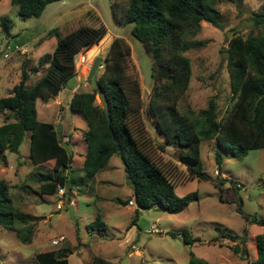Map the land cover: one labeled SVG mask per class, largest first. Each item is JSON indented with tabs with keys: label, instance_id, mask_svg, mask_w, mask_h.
<instances>
[{
	"label": "rangeland",
	"instance_id": "1",
	"mask_svg": "<svg viewBox=\"0 0 264 264\" xmlns=\"http://www.w3.org/2000/svg\"><path fill=\"white\" fill-rule=\"evenodd\" d=\"M113 2L118 6L115 16L111 10ZM126 6L127 0H61L48 4L39 17L21 19L10 0H0V19L7 18L11 24L10 37L0 31V97L7 96L19 81L22 68L28 72V86L40 76L43 69L38 72L32 69L55 47L56 39L46 36L50 28H64L68 21L73 20L75 24L82 14L94 12L104 24L106 33L97 44L81 52L75 63L76 75L57 95L48 100H36L37 119L53 123L62 142L69 141L72 161L68 179L79 180L85 176L81 169L85 154L82 132L87 127L85 118L69 107V101L75 92L90 89L86 77L93 60L101 57L100 64L103 63L112 39L122 37L131 48L127 73L136 77L141 86V116L146 136L153 140L152 157L175 185L178 196L197 191L198 199L179 213H168L158 205L135 212V202V208L125 207L122 201L132 195V189L118 155H113L93 177L85 178L82 185L69 183L71 187H64L61 196L58 192L41 193L36 171L45 174L51 169L46 164L39 169L33 167L28 158L26 134L19 153H7V165L0 163V179L11 186L15 208L33 217L32 240L23 244L15 232L0 226V264H38L36 253L50 249H66L69 264H90L94 256L117 264H187L190 252L207 264H248L257 257L256 235L263 234L264 227L247 223L237 208L246 215L264 218V148L250 150L241 159L221 150L222 163L218 171L216 142L213 139L202 141L200 161L209 179L200 180L189 175L171 147L163 151L157 147L163 138L146 112L153 85L152 59L143 43L130 34L131 25L122 24ZM261 6L262 0L218 2L216 8L221 13L222 26L218 28L202 21L196 34L188 37L197 45L185 52L191 62L192 76L188 89L179 99L181 111L190 108L197 113L214 98L217 117L225 115L231 104L227 44L233 36L246 37L251 32L263 30L254 27L251 20ZM15 46L27 51H16ZM5 52L8 57L3 56ZM222 52H225L223 57ZM101 70L102 65L97 68V75ZM96 99L100 103L97 95ZM69 206L73 208V217L68 212ZM98 213L103 230L100 222L93 225ZM130 224L132 229L126 234ZM153 225L157 233L151 230ZM217 228L244 235V243L221 237ZM244 228H247L246 234L242 232ZM61 236L64 239L53 245L52 241ZM237 243L246 248L248 259L234 252Z\"/></svg>",
	"mask_w": 264,
	"mask_h": 264
},
{
	"label": "trees",
	"instance_id": "2",
	"mask_svg": "<svg viewBox=\"0 0 264 264\" xmlns=\"http://www.w3.org/2000/svg\"><path fill=\"white\" fill-rule=\"evenodd\" d=\"M57 1L61 0H10V3L16 6L19 18L27 19L39 17L48 4ZM221 1L224 0H127L122 18V24L131 25L130 34L143 43L152 59L153 85L146 112L163 138L156 145L162 151L171 147L189 175L200 180L209 179L200 161L202 141L213 139L216 142L218 171L222 163L221 150L241 159L250 150L264 148V0L251 17L253 26L263 30L251 32L246 37L236 35L228 41L226 67L231 104L225 115L217 117L214 98H210L206 108L197 113L190 108L186 111L179 108V99L188 89L192 76L191 62L185 52L197 45L188 37L196 34L202 21L218 28L222 26L221 13L216 8ZM225 1L239 3L242 0ZM117 8L113 2V16ZM82 16L76 21L77 25L70 20L69 25L63 24L64 28L53 27L46 32L47 37L56 39V44L53 51L43 55L37 67L32 69L43 71L31 86L27 84L28 72L22 68L19 81L7 96L0 97V163L7 165V153H19L27 134L28 158L33 167L39 169L46 164L51 169L45 174L36 171L39 191L55 194L58 187L82 185L85 178L93 177L113 155H118L131 185L137 206L135 212L158 205L168 213H179L198 199V193L191 191L178 196L175 185L152 157L153 140L146 136L141 116V86L136 77L127 73L131 48L122 37L112 39L103 63L99 64L102 65L101 73L97 75L96 72L93 77L105 93L109 115L97 102V89L75 92L69 101V107L80 112L87 123L82 132L85 141L81 168L85 176L82 179H68L72 153L62 146L61 136L53 123L37 119L36 100H48L57 95L76 75L75 63L81 52L97 44L106 33L104 24L94 12L88 11ZM10 29L9 19H0V31L4 36L10 37ZM5 54L7 52L3 56ZM229 181L233 182L232 179ZM10 189L7 181L0 179V226L15 232L21 243L29 244L33 217L15 208ZM219 198L222 201V195ZM237 211L247 223L264 227V218L246 215L239 208ZM99 222L103 230L98 213L93 225ZM242 232L246 234L247 228ZM220 235L241 244L245 241L244 235L228 231L220 230ZM255 246L257 257L248 264H264V233L256 235ZM233 250L248 259L244 246L241 248L237 243ZM189 255L187 264H207L193 252ZM35 259L38 264H69L66 249L38 252ZM90 264L117 263L94 256Z\"/></svg>",
	"mask_w": 264,
	"mask_h": 264
},
{
	"label": "water",
	"instance_id": "3",
	"mask_svg": "<svg viewBox=\"0 0 264 264\" xmlns=\"http://www.w3.org/2000/svg\"><path fill=\"white\" fill-rule=\"evenodd\" d=\"M224 53L225 52H222V55H221L222 57L224 56ZM101 60H102L101 57H96L93 60L92 65H91V67L88 71L87 77H86V82L89 84L90 88L98 90L97 91V98L99 99L100 103L102 104V106L105 110L106 115L108 116L109 115V105H108V101L106 99L105 93L99 89V84L96 81L92 80L95 72L97 71V68L99 67ZM62 146L67 149L69 154L72 153L70 144L63 142ZM68 212H69L70 216L73 217L72 206H69Z\"/></svg>",
	"mask_w": 264,
	"mask_h": 264
},
{
	"label": "built area",
	"instance_id": "4",
	"mask_svg": "<svg viewBox=\"0 0 264 264\" xmlns=\"http://www.w3.org/2000/svg\"><path fill=\"white\" fill-rule=\"evenodd\" d=\"M15 48H17L16 51H20L21 53H25V52L27 51V50L24 49V48H18V47H16V46H15ZM18 49H19V50H18ZM24 50H25V51H24ZM4 56H5V57H8L9 54L7 53V54H5ZM57 192H58V194L61 196V195L64 193V188H62V187H58ZM128 204H129V205H134V200H132V199H131V200H128ZM151 230L154 231L155 233L158 232L154 225L152 226V229H151ZM63 239H64V238L61 236V237H59V239H54V240L52 241V243H53V245H57V244H59V242L62 241Z\"/></svg>",
	"mask_w": 264,
	"mask_h": 264
},
{
	"label": "crops",
	"instance_id": "5",
	"mask_svg": "<svg viewBox=\"0 0 264 264\" xmlns=\"http://www.w3.org/2000/svg\"><path fill=\"white\" fill-rule=\"evenodd\" d=\"M131 198H132V195H131L129 198H126V199H124V200L122 201L123 204L125 205V207H128V208H130V209H131V208H135L134 205H129V204H128V200H131ZM132 200H133V199H132ZM130 226H131V225L128 226L127 231H126V234L129 232V230H130V228H131ZM131 229H132V228H131Z\"/></svg>",
	"mask_w": 264,
	"mask_h": 264
}]
</instances>
